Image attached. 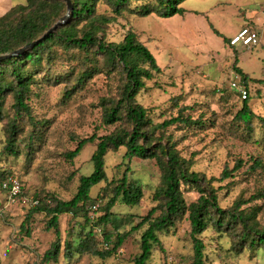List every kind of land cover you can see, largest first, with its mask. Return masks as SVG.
Wrapping results in <instances>:
<instances>
[{
  "label": "rangeland",
  "instance_id": "obj_1",
  "mask_svg": "<svg viewBox=\"0 0 264 264\" xmlns=\"http://www.w3.org/2000/svg\"><path fill=\"white\" fill-rule=\"evenodd\" d=\"M64 3L65 7L54 24L67 13V4ZM143 3L145 0H131L130 7L122 15H116L106 0H98L96 15L107 21H101L96 35L107 44L119 43L131 29L146 41L162 71H154V78L146 80V88L139 92L137 101L148 109L154 125L179 114L202 122H177L166 128L158 127L152 137L153 144L161 142L166 147H174L180 156L190 161L191 170L204 175L207 180L211 179L205 186L211 183L217 190L223 209L232 210L241 203V209L254 213L252 222L264 225V197L253 198L264 190V121L260 119H264V83L249 81L246 84L250 93L249 104L257 115L253 120V132L234 118L242 97L230 87L231 77L243 80L234 69L235 63L251 78L264 79V0H185L181 6L189 12L166 18L156 13L140 17L136 8ZM73 23L79 37L92 24L90 20L71 17L60 27ZM212 26L221 33L220 36L215 34ZM246 27L260 32L261 40L257 46H232L229 41H224L225 37L231 40ZM59 29L57 33H60ZM233 30L236 31L232 34ZM56 41L48 56L44 54L40 63H32L28 67L34 83L27 102L35 123L28 119V115L19 121L20 130L15 144L18 154L5 148L9 139V123L15 117L12 94L5 98L0 120V172L18 175L25 195L34 200L49 194L63 200L71 199L78 190L80 175L92 173L94 165L91 158L97 141L85 145L74 159L66 156L75 149L79 140L94 133L104 135L117 129L131 128L125 115L111 125L105 124L102 117L106 109L114 106L113 101L122 96L127 82L122 64L100 52L97 44L86 50ZM83 72L87 77L79 81ZM69 91L71 95L67 97ZM181 106L185 107L183 111ZM233 137L238 142L236 148L232 147ZM125 152L126 147L121 146L117 151L107 153L105 169L108 180L92 188L88 206L99 204L97 215H104L109 199L107 185L112 179L122 178L127 167L130 168V178L146 187V194L139 205L129 206L121 200L116 203L111 209L112 220L116 224L101 225V232L95 229V240L100 247L105 234L115 236L130 230L154 206L158 209L153 217L163 210L162 200L154 199L162 184L158 160L130 158L125 156ZM256 158L262 167H252ZM239 159L243 160V166L233 176L221 180L225 165L232 169ZM182 192L187 204L200 196L196 188L188 185H182ZM4 202L5 194L0 188V204ZM31 207L29 204H15L0 218L1 264H42V256L55 235L43 230L48 220L44 213H35L29 220L26 218ZM213 216L218 218V214ZM24 220L25 228L29 227L31 232L29 236L25 228L20 230ZM227 220L220 231L211 220L208 221V228L201 235L206 245L205 262L264 264V248L247 247L248 244L241 239L242 226L229 224ZM59 225L61 253L57 261L47 264H134V258L141 253L142 232L148 226L132 230L122 246L109 257L74 253L71 259H67L65 241L78 240L91 229V224L86 223L82 216L73 217L65 213L59 216ZM157 234L160 242L153 244L147 264L192 262L188 214L180 216L174 227Z\"/></svg>",
  "mask_w": 264,
  "mask_h": 264
},
{
  "label": "trees",
  "instance_id": "obj_2",
  "mask_svg": "<svg viewBox=\"0 0 264 264\" xmlns=\"http://www.w3.org/2000/svg\"><path fill=\"white\" fill-rule=\"evenodd\" d=\"M74 3L73 19L90 20L91 27L88 28L82 37L75 32L74 23L65 27H58L60 33L54 31L46 39L42 40L31 50H28L17 56L0 60V120L4 107V101L8 94L13 96V108L15 117L9 123V139L5 148L18 154L15 149L17 143V133L20 130L19 121L28 115V119L35 123V119L31 115V109L27 102L28 94L34 83V76L28 70L30 64L40 63L44 54L51 52L52 44L57 39L65 44L73 47L88 49L90 45H98L100 52L107 54L110 58L119 61L126 71L127 82L122 91V96L117 101H113L114 106L106 109L102 115L103 121L107 125L116 123L125 115L131 124L130 129H117L112 133L82 138L78 141L75 149L69 151L66 156L69 159L77 157L82 149L88 143L97 141L96 149L92 155L94 169L89 175H80L79 186L76 194L68 200H63L55 194H49L45 198H38V204L32 206L27 214L29 220L35 213L41 212L48 217L43 228L44 231L53 232L55 239L49 248L44 252L41 263L47 264L51 261H57L61 249V227L59 225V216L61 214H72L73 217L82 216L86 223L91 224V229L79 236L78 240H66L64 244L65 257L71 259L74 253L93 254L101 258L111 256L116 252L131 234L132 230L139 229L144 225H148L144 229L141 236V253L134 258V264H147L152 254L154 243H159L158 232L169 230L174 227L176 220L185 214L191 225V240L193 244V260L190 264H207L205 262L206 245L201 235L208 228V221L220 231L228 219L227 223H235L242 226L241 239L243 243H247V247L251 249L264 248V225L252 222L254 213H247L246 209H241V203H238L234 209H223L219 204L217 190L211 183L205 186L207 178L199 172L190 169V161L179 155L174 147H166L161 142L153 144L154 131L160 128H166L177 122H185L187 124H200L201 121L193 120L188 115L179 114L176 117L164 120L160 124H153L149 118V111L146 107L139 104L137 95L146 88V80L154 78V71L161 72L162 69L157 65L154 55L146 45V42L139 35L129 29L124 38L119 43H105L100 41L96 33L101 28L103 16L96 15V3L98 0H72ZM112 7L116 15H122L127 7H130L131 0H106ZM185 0H145L136 8V13L140 17H146L153 13L166 18L176 14L185 15L187 10L181 6ZM64 0H28L26 4H19L11 8L6 14L0 16V54L8 53L19 49L24 45L40 38L50 27L53 26L64 7ZM198 13V12H197ZM215 34L221 33L213 26ZM253 28V27H252ZM229 41V38H224ZM231 45V44H230ZM233 46V45H232ZM234 69L241 75L245 83L255 81L256 83H264V79H254L244 72L241 67L234 64ZM79 81H83L87 77L85 72L82 73ZM248 95L241 98L239 110L236 111L234 118L242 121L244 126L250 132L254 131V118H257L255 112L252 111L249 104ZM67 97L71 95V91L66 93ZM241 97V96H240ZM184 106L180 110L183 111ZM260 117V116H259ZM264 121L263 118H260ZM232 147H237V140L232 138ZM125 146L127 157H139L142 159L156 158L162 170V184L154 194L155 200H162L163 210L158 216L153 217L158 206L152 207L148 214L135 224L130 230L117 233L113 236L105 234L103 241L98 246L95 240L96 228H103L101 225L114 222L112 219L113 212L111 209L121 200L126 205H139L146 194V187L133 178H130V168L127 167L122 178L112 179L107 185L109 199L106 203L105 214L98 216L96 220L90 218V206L88 201L92 199L91 190L94 186L104 180H108L105 169L106 155L111 151H117L119 147ZM243 149L244 148V145ZM243 160L239 159L232 169L227 165L221 174V180L233 176V173L243 166ZM252 167H262V163L256 158ZM14 174V173H13ZM9 174L0 172V188L3 180ZM16 175V174H15ZM20 180L21 178L16 175ZM74 177V174H72ZM22 181V180H21ZM23 183V182H22ZM182 185H188L196 188L200 192V196L196 201L187 204L183 192ZM2 190V188H1ZM2 192H4L2 190ZM264 190L255 194L253 198H263ZM248 200L244 201L247 202ZM6 212V211H5ZM4 212V213H5ZM218 214L215 219L213 215ZM25 220L20 225V230L26 227ZM26 234H31L29 227ZM1 264V258H0Z\"/></svg>",
  "mask_w": 264,
  "mask_h": 264
},
{
  "label": "built area",
  "instance_id": "obj_3",
  "mask_svg": "<svg viewBox=\"0 0 264 264\" xmlns=\"http://www.w3.org/2000/svg\"><path fill=\"white\" fill-rule=\"evenodd\" d=\"M260 32L252 27L243 28L239 33L233 36L230 40L231 45H242L248 48L257 46L260 43ZM230 87L236 91L241 97L246 98L248 95L247 85L245 81L234 77L230 79ZM1 188L5 194V202L0 204V218L4 217V212L15 204L23 203L34 206L38 204L39 200L28 198L24 193L22 181L15 175L9 174L2 182ZM99 204H93L90 208L91 220H96L98 217ZM98 232H101V228L98 227Z\"/></svg>",
  "mask_w": 264,
  "mask_h": 264
},
{
  "label": "water",
  "instance_id": "obj_4",
  "mask_svg": "<svg viewBox=\"0 0 264 264\" xmlns=\"http://www.w3.org/2000/svg\"><path fill=\"white\" fill-rule=\"evenodd\" d=\"M64 1L67 4V13L58 22H56L52 27H50L40 38L24 45L23 47L19 49L13 50L8 53L0 54V60L13 57V56H17L28 50H31L37 44H39L42 40L46 39L50 34L56 31L59 26L66 24L71 19V17H73L74 15V3L72 0H64Z\"/></svg>",
  "mask_w": 264,
  "mask_h": 264
},
{
  "label": "crops",
  "instance_id": "obj_5",
  "mask_svg": "<svg viewBox=\"0 0 264 264\" xmlns=\"http://www.w3.org/2000/svg\"><path fill=\"white\" fill-rule=\"evenodd\" d=\"M28 0H0V16L6 14L11 8L19 5V4H26ZM22 2V3H21ZM185 2V1H184ZM183 2V4H184ZM182 4V5H183ZM187 12H189L187 10ZM186 12V13H187ZM2 13V14H1ZM232 15H235L237 16L236 14H232ZM244 25V24H243ZM240 27V26H239ZM234 31L236 30H233L232 31V34L234 33ZM144 41V40H143ZM146 42V41H145Z\"/></svg>",
  "mask_w": 264,
  "mask_h": 264
}]
</instances>
